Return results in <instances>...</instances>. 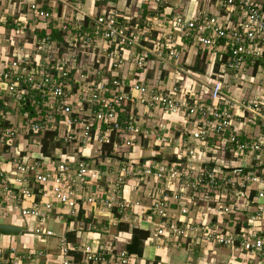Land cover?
Segmentation results:
<instances>
[{
  "label": "built area",
  "instance_id": "2783aa9c",
  "mask_svg": "<svg viewBox=\"0 0 264 264\" xmlns=\"http://www.w3.org/2000/svg\"><path fill=\"white\" fill-rule=\"evenodd\" d=\"M54 1L27 2L35 27L14 19L10 33L23 38V30L50 27L62 42L30 33L20 45L9 37L0 56V120L7 123H0V217L32 221L25 225L37 241L56 238L58 246L50 257L0 245V264H137L101 241L106 227L80 246L47 228L55 205L76 215L82 204L106 217L139 209L136 222L152 223L143 242L154 249L217 246L264 264V0H142L153 14L136 19L107 6L111 0H95L92 19H78L82 0H74L68 20L56 17ZM190 47L204 54L202 73L184 69ZM167 62L173 70L148 76ZM233 86L251 94L235 100ZM140 107L184 125L165 135L154 118L143 125ZM24 136L30 149L13 144ZM43 141L54 144L51 153L42 154ZM101 153L112 177L106 190L87 161Z\"/></svg>",
  "mask_w": 264,
  "mask_h": 264
},
{
  "label": "crops",
  "instance_id": "0c3cea01",
  "mask_svg": "<svg viewBox=\"0 0 264 264\" xmlns=\"http://www.w3.org/2000/svg\"><path fill=\"white\" fill-rule=\"evenodd\" d=\"M29 1L31 0L24 1L25 7H26V3ZM72 1L74 0H68V2L66 0H55L54 1L53 10H54V13L56 14V17H59V20L61 19L68 20L70 16H73V11L70 9V6H69V4L72 3ZM125 1L126 0H111V2L108 1L106 5L109 7L111 6L113 10H116L119 14L126 15L127 7L125 6ZM135 1L138 4L142 3L141 6L144 5L142 0H135ZM19 4H20V1H19ZM80 4L81 5L79 6H81L80 8L81 12H78L79 14H77L76 16L74 15V17L81 19V18H84V17H81L82 15H86L89 19H92L93 15L96 14L95 12L96 7L94 8V5L97 6V3L95 2V0H82ZM66 7H68V10H66ZM26 10H27V7H26ZM122 10H124V12H122ZM28 13L29 12L19 13L16 17H12L9 23L7 22L8 18L5 19L4 23L0 24V32L6 29L10 33L11 27H12V21L14 19H19V20L24 19L25 15H27ZM51 21H53V19L50 20L49 22L50 26H52V23H53ZM28 26L31 28L35 27V25H32V26L28 25ZM32 33H34V30H32ZM5 36L7 35H3V33H0V38L3 42L0 46V56H2L1 55L2 51H5L6 49L10 50L9 41H8L9 36L7 38ZM194 50L195 49L192 47H190L187 50V54H185L184 65H183L184 69L189 70V72H191L192 75L196 73H202L203 71L209 68L207 61H204V54H203V64L205 66L202 69V71H197L193 67L194 59L197 56V54L196 55L193 54ZM162 66L163 68H160L159 66V68L155 67V70L153 71L150 70L148 73V76L152 75V72L153 74L160 72L163 74L162 76H164L167 73V71L170 72L171 70H173L172 62H167L166 64L161 65V67ZM189 68H193L196 71H192ZM120 73L123 75L125 74L123 69L120 70ZM247 91L248 90H244L241 87L233 86L229 89L230 93L228 94L230 95V97H232L235 100H242L245 98L246 95L248 96V94H251V93H246ZM138 110L139 112L143 113L142 117L145 118L143 121V125L144 124L151 125L153 121L156 120L162 126H166V129L164 132L165 135L175 134V130L183 127L184 125V120H182L181 117H178V116L177 117L176 116L160 117L159 115L158 116L154 115L152 118H150L146 116V114L144 113L145 112L144 109L140 107L138 108ZM9 117H10V120H12V113H11V116L9 115ZM16 120L17 119L14 118V121ZM18 138L19 140L16 139L13 144L15 145L19 144L18 147L19 146L25 147V145L27 144V148L26 147L25 148L30 149L31 147L30 144L24 141L25 139H27V137L24 136L23 138L21 137V139L20 137ZM148 152H149L148 148L144 146L141 147V154L144 155V154H147ZM163 153L167 154L169 153V150L164 149ZM81 159H85V158L82 157ZM95 159L98 160L99 158H97L96 156L95 157L91 156V158L88 159L87 161L90 165H93L97 169L100 170L101 178L104 177L105 181L103 179L101 180L100 178L97 181V186L99 188V184H101L104 181L105 183H104L103 190H106V188L109 185L108 180L112 179V177L110 174L107 173V166L104 164V162L97 161V163H94ZM142 159L144 158H141L140 161H142ZM115 160H119V159H115ZM118 163H120V161ZM9 165H10V162L4 163L2 165V168L4 169L8 168ZM128 184H130V181H128ZM87 191L88 193L95 192V185L93 183L90 184L88 186ZM129 196L131 199L141 200L143 204L147 203L146 198H144L142 194H138L137 196H135L133 193L129 192ZM55 207H56L55 210L51 212V217L46 221L47 228L54 231V233L57 235H60V236L63 235L64 239L67 242L72 243L75 246H80L83 243H89L90 238L92 239L95 235L97 224H99L100 222L99 229L101 227H105V225L109 224L107 219L111 220V224H113L112 226L114 229V232L112 235L110 233H108L107 235H110L112 237V240H114L113 238L116 237L115 243L114 241L112 243L113 246L115 248L124 249L125 251H126L127 245H129V243L131 242V228L135 227L136 229L146 231L147 232L146 237L148 235V230L152 229V223L136 222V215L140 213L139 209L133 210L134 213L132 210H128L124 213L112 212L110 215L106 217L105 213L100 212L97 208L95 209L92 205H89V204H82L78 208L76 215L68 214L66 210L60 209L57 205H55ZM57 212L60 213L61 216H55V213ZM15 217L17 216L14 214H12L11 217H5V218L0 217V223L19 226L24 229L23 230L24 233L21 231L17 235H1L0 234V245L1 246L9 247L10 245L13 244L16 247V250L19 249V250L25 251V249L22 248V244H23V246L26 247L27 250H31V248L43 249L45 253L48 254L50 257L56 254L55 249H57V246H58V240L56 238L48 239V241H45L44 243L37 241L36 237L32 235L27 229V227L31 228L34 223H32V221L26 222L25 220L17 217L18 220L20 221L18 222V220L16 221ZM94 218H96L97 220L95 221ZM142 218L144 217L142 216ZM118 223L126 225V228H123V230H116L115 226ZM138 223L140 226H138ZM25 224H27V227ZM87 226H89L88 230L86 229ZM22 236H25V237L21 238ZM146 237L139 240L140 248H138L133 253L129 252L130 254L135 255L139 259L137 264H146L149 261H151L152 264H257L256 259L254 260L249 259L246 255H243L237 252H232L230 251V249L224 248V247L216 246L214 249L203 251L202 248L197 245H189L190 248H185L186 245L184 243H181L179 245H169L164 249H154L149 243L143 242V240ZM146 246L150 247L152 251L146 253L144 251V248ZM91 247L94 248V244L93 245L91 244ZM137 251H139V253H137ZM75 258H79V254L76 253Z\"/></svg>",
  "mask_w": 264,
  "mask_h": 264
},
{
  "label": "rangeland",
  "instance_id": "374dc122",
  "mask_svg": "<svg viewBox=\"0 0 264 264\" xmlns=\"http://www.w3.org/2000/svg\"><path fill=\"white\" fill-rule=\"evenodd\" d=\"M19 1H20V4H19ZM24 1L25 0H0V24H3L4 23V21H5V19H7L8 18V23L10 22V20H11V18L12 17H16L19 13H22V12H24V13H26V12H28L27 10H26V7H25V5H24ZM199 1H202V0H198V3H200ZM67 2H68V0H67ZM83 4V3H82ZM101 4H103V2H100V5ZM142 4V3H141ZM141 4H138V3H136V1L135 0H126L125 1V6L127 7V14L126 15H129V17H132V19H136V18H143V16H146V15H152L153 14V12H152V10H150V9H148V8H146V9H144V5H142L141 6ZM66 10H68V7H66ZM125 10V9H124ZM124 10H122V12H124ZM129 13V14H128ZM134 13V14H133ZM139 13H140V15H139ZM142 13V14H141ZM132 14V15H131ZM24 19H25V21H26V25H30V26H32L33 25V22H34V19L31 17V15H30V13H28L27 15H25V17H24ZM6 22V23H7ZM0 33H3V35H7V36H5L6 38L9 36V37H11V39L13 40V42H14V40L17 42V43H20V45L22 44V42H23V39L24 40H29L30 39V33H31V30H28V29H26V30H23V33H24V37L23 38H20V37H18V36H14L12 33H9L8 32V30H6V29H4L2 32H0ZM3 42H2V40H1V38H0V46H1V44H2ZM24 47H27V46H24ZM74 52H76V50H74ZM202 68H204V64H203V61H202ZM10 105H11V103L9 102L8 104H7V107H9L10 108ZM17 107V106H16ZM10 116H11V114H9ZM13 115V114H12ZM36 115V114H35ZM13 116H16V115H13ZM17 116L21 119V113H19V114H17ZM35 117H37L36 119L38 120V119H40V114H37V116H35ZM22 120V119H21ZM29 144V143H28ZM47 145V150H48V153H51L52 152V146H54V144L52 145V144H46ZM56 145H58V146H61V143L59 142V144H57L56 143ZM25 147L27 148V145H25ZM74 152H76V149L74 150ZM105 155H108V153H106ZM52 156V155H51ZM100 158L97 160V159H95L94 160V163H97V161H100V162H103L104 160H103V156H104V154L103 153H101L100 154ZM113 156H115V155H113ZM116 157V156H115ZM40 159V158H39ZM42 161H43V159H42ZM46 162V161H45ZM108 164H111V165H115L114 164V161H113V159H110V160H108V162H107ZM103 167H104V165H103ZM104 180L105 178L104 177H102L101 178V180ZM105 181V180H104ZM102 182L101 184H99V186H102V187H104V183L105 182ZM154 217V216H153ZM15 219H16V221L18 220V218L17 217H15ZM18 222H20L19 220H18ZM105 227L107 228V231L108 232H106V233H103V238H100L101 239V241H111V244L113 243V241H114V243H115V240H112V238H110V235H107L108 233H110L111 235L113 234V232H114V229H113V226H112V224H108V225H105ZM25 236H22L21 238H24ZM113 245V244H112ZM144 251L147 253V252H151L152 250H151V248L150 247H145L144 248ZM153 256V255H152ZM151 256V257H152Z\"/></svg>",
  "mask_w": 264,
  "mask_h": 264
},
{
  "label": "trees",
  "instance_id": "16d2710c",
  "mask_svg": "<svg viewBox=\"0 0 264 264\" xmlns=\"http://www.w3.org/2000/svg\"><path fill=\"white\" fill-rule=\"evenodd\" d=\"M8 21V20H7ZM37 38H42L44 36L50 37L51 39H53L54 41H56L57 43H61V32L57 31L55 29H51L50 27H47L46 29H36L34 30L33 33ZM202 61H203V54L201 53H197V56L194 59V63H193V67L197 70V71H202ZM27 108V107H26ZM2 120H0L1 124L6 125V122H1ZM41 152L42 154H47L48 150H47V145L46 143L43 141L42 145H41ZM98 227V226H97ZM123 228H126V225L124 224H120L118 223L115 226L116 230H123ZM97 229V228H96ZM147 232L140 230V229H136V228H131V242L129 243V245H127L126 247V252H135L138 248H140V244H139V240L146 237ZM137 253H139V251H137ZM130 254V253H129Z\"/></svg>",
  "mask_w": 264,
  "mask_h": 264
},
{
  "label": "water",
  "instance_id": "95a60500",
  "mask_svg": "<svg viewBox=\"0 0 264 264\" xmlns=\"http://www.w3.org/2000/svg\"><path fill=\"white\" fill-rule=\"evenodd\" d=\"M192 71H196L193 68H189ZM21 232L20 227L11 224L0 223V234L1 235H17Z\"/></svg>",
  "mask_w": 264,
  "mask_h": 264
},
{
  "label": "clouds",
  "instance_id": "9594fccd",
  "mask_svg": "<svg viewBox=\"0 0 264 264\" xmlns=\"http://www.w3.org/2000/svg\"><path fill=\"white\" fill-rule=\"evenodd\" d=\"M99 224H100V222H99ZM99 224H97L98 227L96 226V228H97L96 230L99 229ZM17 227H19V226H17ZM20 229H21V227H20ZM96 230H95V231H96Z\"/></svg>",
  "mask_w": 264,
  "mask_h": 264
}]
</instances>
